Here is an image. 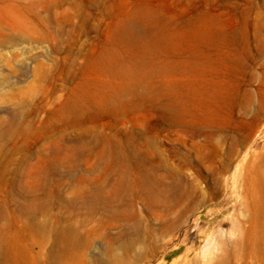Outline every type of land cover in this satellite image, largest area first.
Here are the masks:
<instances>
[{
	"label": "rangeland",
	"instance_id": "obj_1",
	"mask_svg": "<svg viewBox=\"0 0 264 264\" xmlns=\"http://www.w3.org/2000/svg\"><path fill=\"white\" fill-rule=\"evenodd\" d=\"M65 263L264 264V0H0V264Z\"/></svg>",
	"mask_w": 264,
	"mask_h": 264
},
{
	"label": "bare ground",
	"instance_id": "obj_2",
	"mask_svg": "<svg viewBox=\"0 0 264 264\" xmlns=\"http://www.w3.org/2000/svg\"><path fill=\"white\" fill-rule=\"evenodd\" d=\"M135 27H137V26H134L132 23L124 22L121 24L118 31H119L121 36L137 42L141 47L146 49L148 46H147V42H146L144 36L143 35L141 36V34H143V33H142V31H138L137 29H135ZM145 32L147 34H149L151 31L149 28H146V29H144V33ZM143 63H144V57L141 58L138 66L133 71H130V72H126L117 60H108V61L102 62L100 65V68L103 70L112 71L117 76H119L118 77L119 78V88L124 90V91H129V90H133V87L136 83H140V82L144 81L150 75V71H148L143 66ZM105 96H107L105 102H106V105H108V104H110V96H109V94H105ZM68 105L70 107L75 106L73 103H69ZM33 220H34V217H29L28 221L26 223V226L28 229H30V234L33 237L34 236L36 237V235L39 233V231L35 230L33 228ZM55 247H56V245H55ZM49 255L51 257H56V259L58 258V254H57V251L55 249L52 250ZM60 262H62V261H60ZM67 262H68V260H67Z\"/></svg>",
	"mask_w": 264,
	"mask_h": 264
}]
</instances>
